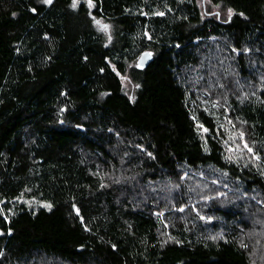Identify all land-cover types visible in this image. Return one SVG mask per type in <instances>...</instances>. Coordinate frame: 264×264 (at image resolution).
I'll list each match as a JSON object with an SVG mask.
<instances>
[{
    "label": "trees",
    "instance_id": "obj_1",
    "mask_svg": "<svg viewBox=\"0 0 264 264\" xmlns=\"http://www.w3.org/2000/svg\"><path fill=\"white\" fill-rule=\"evenodd\" d=\"M72 2L0 0V264H264V0Z\"/></svg>",
    "mask_w": 264,
    "mask_h": 264
},
{
    "label": "snow or ice",
    "instance_id": "obj_2",
    "mask_svg": "<svg viewBox=\"0 0 264 264\" xmlns=\"http://www.w3.org/2000/svg\"><path fill=\"white\" fill-rule=\"evenodd\" d=\"M41 2H42L43 4H48V5H50V4H52L53 0H41ZM78 3H79V0H73L71 7L75 10V9L78 7ZM86 4H87V7H88L89 9H91L92 7H94V5H93V0H86ZM33 11H35V9H33ZM228 14H229V17H231V15H232V10H231V9L228 10ZM157 15H163V13H157ZM217 15H218V14H217ZM93 19L95 20V17H93ZM95 23H96L97 25H100V24H101V22H100L99 20H95ZM102 28H103L104 30H107L108 25H102ZM151 56H152V53H150V52H146V53H144V55L141 57V60H143L145 57H151ZM138 66H139V65H138ZM137 87H138V86H137ZM198 127H199V128H203V125H198ZM203 131L206 133V132L208 131V129H207V128H203ZM240 136H241V138H242V137H243V133H240ZM244 147H245L249 152H252V149L249 148L247 144H245ZM44 207H48V208H50L51 206H50V205H44ZM182 210H183V209H181V211H182ZM201 219H203V217H201Z\"/></svg>",
    "mask_w": 264,
    "mask_h": 264
},
{
    "label": "water",
    "instance_id": "obj_3",
    "mask_svg": "<svg viewBox=\"0 0 264 264\" xmlns=\"http://www.w3.org/2000/svg\"><path fill=\"white\" fill-rule=\"evenodd\" d=\"M144 55V54H143ZM142 55V56H143ZM141 56V57H142ZM141 57H140V59H139V65L141 66V67H147L148 65H149V63L152 61V59H153V57L151 56V57H145L143 60H141Z\"/></svg>",
    "mask_w": 264,
    "mask_h": 264
},
{
    "label": "rangeland",
    "instance_id": "obj_4",
    "mask_svg": "<svg viewBox=\"0 0 264 264\" xmlns=\"http://www.w3.org/2000/svg\"><path fill=\"white\" fill-rule=\"evenodd\" d=\"M244 148H245V147H244ZM245 149H246V148H245ZM239 150H240V149H239ZM219 189H220V188H219ZM30 203H31V202H30ZM35 205H37V204H35ZM192 208H193L194 212H195L196 214L199 215V213H198V204H197V203H193V204H192ZM181 209H183V210L181 211ZM181 209H180V212H184L185 208L182 207ZM203 216H204V215H203ZM203 216L200 215V218L203 217ZM205 218H206V217H203V219H205ZM165 222H166V220H165ZM166 224H167V222H166ZM168 226H169V225H168Z\"/></svg>",
    "mask_w": 264,
    "mask_h": 264
}]
</instances>
